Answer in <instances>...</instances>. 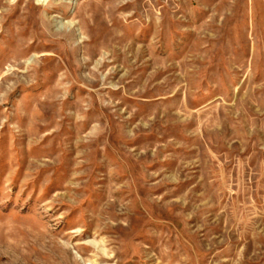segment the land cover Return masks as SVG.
I'll return each mask as SVG.
<instances>
[{
	"label": "rangeland",
	"instance_id": "1",
	"mask_svg": "<svg viewBox=\"0 0 264 264\" xmlns=\"http://www.w3.org/2000/svg\"><path fill=\"white\" fill-rule=\"evenodd\" d=\"M0 264H264V0H0Z\"/></svg>",
	"mask_w": 264,
	"mask_h": 264
}]
</instances>
